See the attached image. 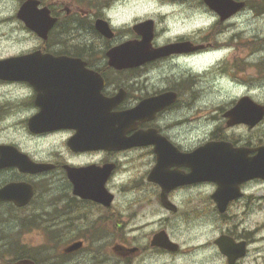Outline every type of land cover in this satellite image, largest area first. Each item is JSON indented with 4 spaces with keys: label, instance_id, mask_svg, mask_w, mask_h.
Masks as SVG:
<instances>
[{
    "label": "flooded vegetation",
    "instance_id": "1",
    "mask_svg": "<svg viewBox=\"0 0 264 264\" xmlns=\"http://www.w3.org/2000/svg\"><path fill=\"white\" fill-rule=\"evenodd\" d=\"M33 1L50 30L38 36L18 21L26 48L0 56L26 57L22 75L0 78V264H264V178L238 164L264 146V116L253 126L226 117L243 98L264 108V84L220 77L255 60L264 74V37L234 56L240 13L221 21L202 0H145L171 11L153 16L144 47L133 29L143 20L117 24L143 0ZM99 20L111 34L95 29ZM133 53L134 64L120 59ZM207 72L218 76L216 99L192 100ZM96 108L104 147L90 140ZM192 129L205 137L194 146ZM211 142L228 146L221 164L244 154L217 196L216 182L199 180L208 175L192 177L214 158L191 154ZM31 162L43 167L33 173ZM33 232L44 243L22 241Z\"/></svg>",
    "mask_w": 264,
    "mask_h": 264
},
{
    "label": "water",
    "instance_id": "2",
    "mask_svg": "<svg viewBox=\"0 0 264 264\" xmlns=\"http://www.w3.org/2000/svg\"><path fill=\"white\" fill-rule=\"evenodd\" d=\"M213 12H215L221 21L228 19L230 16L234 15L238 11H240L244 3L243 2H234L232 0H202ZM38 2L33 0H28L24 2L17 12V18L21 20L28 28L34 31L39 36H44L51 28L54 23V20H49L47 18L48 12L46 10H37ZM96 29L103 35L108 34L109 29L106 23L97 21L96 22ZM135 31H140L142 35V44L144 47L150 45V41L152 38V21H145L142 22L134 27ZM176 45L168 46L165 49L154 51L151 55L152 58L163 56L167 53L176 51ZM162 54V55H161ZM115 57V55H113ZM147 58V53L144 52L143 60ZM113 59V58H112ZM116 59V58H115ZM121 60H128L131 61L132 64L135 63V53L127 54V55H120ZM26 57L20 58H10L3 61H0V78H9L22 75V70L26 67L25 65ZM114 66H118L111 60ZM121 63V62H120ZM164 98L155 99V101H163ZM246 101L251 102V105H254V115L250 112V104H246ZM157 108H155L156 110ZM103 110L102 108L95 109V122L93 124L92 135L90 140L96 147H104L103 141L107 139L106 133L107 130L104 127L105 123L102 121L103 117ZM134 117L137 116L136 111L132 112ZM264 116L263 107L254 104L248 98H243L235 108L229 113L226 114V117L229 118V125L236 124V123H247L250 126L257 125ZM101 117V120L99 119ZM80 141L81 138L78 137ZM228 147L226 144L222 143H208L200 148H198L195 152L191 154V157H212L214 159L207 160L205 163L203 160H199L201 167L197 168V171L192 174V177L195 174L201 175L204 173L208 175L206 178H201L199 180H210L216 182L220 188L218 189L216 196L221 194L224 190V186L221 185V181L226 183L230 181V176L234 174L237 170L235 165V159L244 155L241 152H233L234 159L227 163L221 164L219 161L215 159L218 154V150L221 148ZM239 165L243 166L241 172L247 174L249 173V178H264V146L257 150L256 156L252 161H246L244 165L241 162L238 163ZM32 164V172H38L37 169L34 167H43L41 165ZM194 167L192 166V169ZM196 178H199L196 177ZM197 180L191 179L190 182H194ZM20 264H29L28 262H22Z\"/></svg>",
    "mask_w": 264,
    "mask_h": 264
},
{
    "label": "rangeland",
    "instance_id": "3",
    "mask_svg": "<svg viewBox=\"0 0 264 264\" xmlns=\"http://www.w3.org/2000/svg\"><path fill=\"white\" fill-rule=\"evenodd\" d=\"M22 0H0V56L7 55L11 56L23 51L26 48V33L22 31L21 25L16 20L15 15L21 4ZM247 1V0H243ZM254 1V0H252ZM258 1L260 5H264V0H255ZM160 2V1H157ZM248 3V2H247ZM251 8H246L243 12H241L237 18L234 19L236 21L237 31L239 37L234 39L233 49L229 52L234 56H244V52H253L252 51V42L255 43L254 47H260L262 44L258 45L260 42L257 38H252V36L256 37H264V10L259 8L257 10L255 3L248 4ZM169 8L161 9L159 5L155 6L150 1H141L139 3H135L133 5H129L121 9L119 16L117 17L118 25H131L135 22L150 18L153 19V16L157 18L159 13H170ZM8 17V18H6ZM212 19L209 15L206 17V25L211 23ZM201 24L198 20L191 23L190 28L193 29L195 26L198 27ZM31 46V45H30ZM257 48V49H258ZM257 51V50H255ZM254 51V52H255ZM261 52L263 49L260 50ZM228 52L225 53L226 57H228ZM262 54V53H261ZM258 58V56H257ZM217 59V58H216ZM215 61L214 59H209L208 64L210 62ZM258 61L255 60L252 62V65H249L247 69L239 70V68H243L242 65H239L235 69V71L229 70V75L223 73L220 77L224 80L229 79L230 81L237 80L241 82L242 80L249 79V84L253 85H263L264 84V74H259V69L256 67ZM255 67V68H254ZM214 72V71H212ZM213 75V78L211 77ZM204 79L201 80V87L198 90H195V93H192V100H201L207 103L213 99L214 90L216 88V78L218 76L216 74H210L207 72L204 74ZM199 81V80H198ZM197 81V82H198ZM258 89V87H254ZM242 88H239L237 94H241ZM218 99V98H217ZM208 105V104H207ZM195 130H191V141L192 145H197L200 141H202L205 137H199L194 133ZM23 242L28 241L31 245H38L44 243L45 237L38 235L36 232L26 234Z\"/></svg>",
    "mask_w": 264,
    "mask_h": 264
}]
</instances>
